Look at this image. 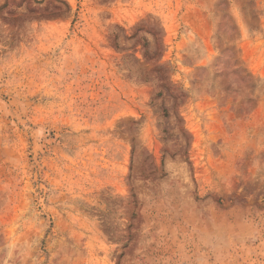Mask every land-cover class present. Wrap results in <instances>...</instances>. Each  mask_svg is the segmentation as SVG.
<instances>
[{
  "label": "rangeland",
  "instance_id": "1",
  "mask_svg": "<svg viewBox=\"0 0 264 264\" xmlns=\"http://www.w3.org/2000/svg\"><path fill=\"white\" fill-rule=\"evenodd\" d=\"M0 264H264V0H0Z\"/></svg>",
  "mask_w": 264,
  "mask_h": 264
}]
</instances>
